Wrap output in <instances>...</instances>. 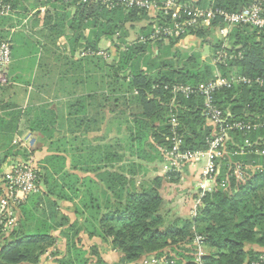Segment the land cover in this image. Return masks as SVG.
<instances>
[{
    "label": "trees",
    "instance_id": "trees-1",
    "mask_svg": "<svg viewBox=\"0 0 264 264\" xmlns=\"http://www.w3.org/2000/svg\"><path fill=\"white\" fill-rule=\"evenodd\" d=\"M1 1L8 2L11 10L0 15V33L20 27L22 19L14 21L11 16L15 10L22 18L33 9L27 0ZM204 1L210 4V0ZM212 1L214 6L232 12L255 0ZM205 2L197 4L205 6ZM36 3L48 7L42 15L36 11L31 17L40 26L38 38L29 37L22 28L12 40L0 36V42L10 43L11 56L12 43L20 48L23 45L27 54H40L49 80L58 86L56 90L75 97L68 101L65 115L37 110L34 116V150L50 141L49 153L38 165L40 189L15 209L13 225L5 226L6 220L0 225V264H41V257L57 242L58 237L53 235L56 230L65 243L58 264H107L97 245L85 248L81 244V235L99 238L117 251L120 264H136L164 252H173L169 257L177 264H198L193 248L196 235L208 250L200 258L202 264H263L259 257L264 254V154L260 153L264 150V127L228 132L227 155L220 161L216 186L201 198L193 218L166 217L163 192L179 177L176 173H158L157 165L150 168L149 164L163 162L161 148L170 145L172 114L186 148H207L212 128L202 114L203 97H174L171 87L206 82L216 69L227 77L240 74L264 79V30L234 25L220 37L216 33L225 26L221 19L208 27L191 29L190 35L211 48V54L203 59L199 50L183 52L176 47L182 36L168 41L149 39L152 22L136 26L140 14L135 9L109 8L101 1ZM262 6L264 9V1ZM128 24L130 29L137 28V39L131 43ZM101 39L112 42V61L96 54H81L97 51ZM57 46L63 54L58 55ZM222 46L235 57L216 68L212 60ZM68 59L71 62L63 70L61 63ZM40 67L43 71V65ZM96 69L103 71L101 80H95H107L109 90L101 87L102 92L97 93L96 86L95 92L77 96L74 85L91 79ZM214 97L231 121L264 120V89L255 83L221 89ZM103 112L113 114L109 121L116 122V131L125 124L124 138L110 137L105 142L107 137L97 135ZM20 115L18 112L12 119L11 146L4 145L0 164L8 155L12 159L8 165L18 154L24 160L31 155L14 143ZM125 154L130 157L125 159ZM151 169L156 173L153 176L149 175ZM236 170L242 171L241 178L236 177ZM222 182L224 187L219 185ZM29 201H35L36 210L22 214L21 207ZM62 202L70 206L62 208Z\"/></svg>",
    "mask_w": 264,
    "mask_h": 264
},
{
    "label": "built area",
    "instance_id": "built-area-1",
    "mask_svg": "<svg viewBox=\"0 0 264 264\" xmlns=\"http://www.w3.org/2000/svg\"><path fill=\"white\" fill-rule=\"evenodd\" d=\"M55 1V0H53ZM63 2H74L75 4L101 1L102 4L109 8L122 7L126 11L131 9L137 10L138 14H145L147 17H152V31L149 39L168 41L170 38L184 37L189 34L191 29L208 27L216 19H221L225 26L218 29V35L225 37L231 27L234 25H250L252 27L264 30V9L262 3L264 0H255L249 6L242 8L240 11H228L224 8L210 4L205 6L198 5L193 0H58ZM48 7L40 5L36 11L43 14ZM11 10L8 2L0 0V15L8 14ZM161 21V22H160ZM142 41L145 39L140 37ZM110 42H108L109 44ZM222 46L216 52L213 58V64L227 65V62L235 56L227 53ZM106 50V49H105ZM104 50L97 51L87 50L81 54H96L103 56ZM105 57L109 54L105 51ZM104 57V56H103ZM104 57V58H105ZM11 60V47L8 42H0V85H5L7 79V66ZM214 72L213 78L206 82H200L196 85L176 84L171 87L174 97L183 95L185 98L190 96L203 97L202 114L207 120V124L212 128V138L207 141L206 149H189L184 146L183 136L177 130V118L174 114L171 115L169 123L171 125L170 135L168 137L170 145L162 149L163 163L165 167L160 170L161 174L168 175L178 173L184 166H191L198 169V190L196 196L192 199L191 210L196 214V209L201 203V198L207 193L213 191L216 186V176L220 170V161L225 159L227 155L226 142L228 140V132L231 130H255L264 127L263 121H231L228 112H224L215 103V92L224 89L232 88L235 85H251L257 84L264 89V79L261 77L251 78L240 74H231L223 76L217 69ZM167 87V86H166ZM25 137V136H24ZM29 137L26 138L28 140ZM20 142V145H25L22 139L17 137L14 143ZM26 146H31L27 143ZM264 154V150L260 151ZM39 170L35 165L31 155L28 159H17L12 161L3 170L1 177V192H0V225L6 220L5 226L13 225V214L15 209L26 199L36 193L39 189ZM237 178L242 177V171L236 170ZM224 187V182L219 184ZM195 250L196 263H201V256L204 254L202 238L195 236L193 241ZM173 252H164L161 255H151L142 259V262L136 264H177L176 259L170 258L169 255ZM259 261L264 264V254L259 257ZM252 264H257L252 262Z\"/></svg>",
    "mask_w": 264,
    "mask_h": 264
},
{
    "label": "crops",
    "instance_id": "crops-1",
    "mask_svg": "<svg viewBox=\"0 0 264 264\" xmlns=\"http://www.w3.org/2000/svg\"><path fill=\"white\" fill-rule=\"evenodd\" d=\"M193 1H195L196 3L205 2L204 0H193ZM27 2L28 5H30V7L33 6V9L27 15L25 14L26 15V16L24 15L25 17L21 18L19 14H17L18 10H15V12L11 15L14 21L22 19V23L20 27L18 26L14 27L9 32H2L0 33V36H4L12 40L16 31L22 30V28H24L23 33H25L26 35H28L33 39L38 38L40 26L37 25L35 22H33L32 21L33 18L31 17L33 16V14L36 12V9L40 5L39 4L37 5L36 3L37 0H27ZM216 34H218V31ZM111 43L112 42L110 41L106 50L109 49V47L110 48L112 47ZM199 45L201 46V48H199ZM204 45L206 44H202L201 39L190 34L181 38L176 44L178 48H182L184 51L190 49L189 52L198 51V50L201 52ZM22 47L20 48L18 47V45L12 43L11 61L6 71L8 82L5 85H0V158H3L2 156L5 153L4 145L8 147L11 146L10 133L12 132L10 129V124L12 123L13 117L17 116L18 112H20L21 115L18 118L19 120L17 119L18 126L16 127L15 132L17 131L16 133L18 132L19 133L18 136L15 137V139L17 137L26 136V134H28L33 136V139L35 140V142H37V138H36L37 136L31 134L32 132L31 128H33L32 126L35 121L34 116L37 110L40 111L54 110L56 113H59V115L60 114L65 115L67 107L69 105L68 101L73 97H75L74 95L66 93V91L62 89H61L62 91L61 93L54 91L55 87H53L52 81L49 80L50 76H47L46 74L47 69L45 68V66L47 65L44 62L45 60L40 58V54H37L36 56L27 54V51L22 49ZM74 58L78 59L77 56H75ZM202 58L204 59V56H202ZM42 65H43V71L41 70L42 68L40 67ZM88 80H93V82L95 83V72L92 74L91 79ZM86 82L88 81L84 79L79 81L77 84H75L76 86L74 85V90L77 92V96L90 92V90L82 89L84 83ZM97 88L99 87L97 86ZM91 92H95V88H93ZM5 135L7 136L6 138ZM93 135H95V132L93 133ZM97 135H99V132L97 133ZM49 144L50 141L43 145L42 150L44 151H41V153L43 152L41 154L42 155L41 158H43L45 155L49 153V151L47 150ZM10 160H12L11 155H8L6 159L1 160L0 176H2L3 170H5ZM160 169L158 170L160 171ZM159 171L158 173H161ZM184 171L185 173L182 171L178 176L179 180L182 181L181 185H177L179 188H174L170 192L171 187L170 186L166 187V189L163 192V196L164 197L166 196L167 199L171 198L170 193L173 196L178 194H179L178 196H183L186 202H188V207H186V209L188 210V212H190L191 204H189V202L192 203V199L195 197V194L197 193L198 190V179H199L198 169L191 166H186L184 168ZM170 200L171 199H169V201ZM66 204L67 207L70 206L69 205L70 203L66 202ZM166 204H168V202L165 201V205ZM174 205L176 206V204ZM66 213L70 216L71 220L74 219L73 214L69 210ZM53 235L58 237L57 245L58 242L59 243L62 242L63 244H65L64 239L59 237V230L54 231ZM81 244L85 248L93 244L97 245L101 257L107 262V264H115V263H111V259H115L116 256L115 254H117L118 252L111 250L99 238H88L85 235H81ZM50 264L52 263L50 262Z\"/></svg>",
    "mask_w": 264,
    "mask_h": 264
},
{
    "label": "rangeland",
    "instance_id": "rangeland-1",
    "mask_svg": "<svg viewBox=\"0 0 264 264\" xmlns=\"http://www.w3.org/2000/svg\"><path fill=\"white\" fill-rule=\"evenodd\" d=\"M140 20L138 21V23H135V25L136 26H139V25H145V24H147L148 22H151L152 21V17H147L145 14H141L140 16ZM128 29H129V33H130V35L128 36V42L129 43H131L134 39H137V36H136V34H134V31L136 32L137 31V28H135L134 30L133 29H130L129 28V24L126 26ZM117 41V40H116ZM59 42L60 43H63V40L62 39H60L59 40ZM108 42H110V41H108V40H106V39H101L100 40V42H99V48L100 49H102V50H104L102 53L104 54L103 56L105 57V49L108 47ZM111 45H113V44H111ZM197 46H198V44H197ZM58 47V49H57V53H58V55H60V54H63V52L61 51V49L59 48V46H57ZM176 47H178V46H176ZM199 48H201V46L199 45ZM178 49H180V50H182L183 52H186V51H184L182 48H178ZM109 52H108V54H109V56L108 57H105L106 59H108L107 61H112L113 60V58L114 57H110L111 55L113 56L114 55V50L112 49V48H110L109 47ZM154 50H155V48H154ZM173 50V49H172ZM190 51V49L189 50H187V52H189ZM211 48H210V46H208V45H204V47H203V49L201 50V52H200V54H201V57L202 56H204V58L206 57V56H209L210 54H211ZM116 54V53H115ZM103 56H100V57H102V59H104L105 60V58L103 57ZM103 61V60H102ZM69 62H71V60L70 59H68V61H66V62H62L61 63V67H62V69L63 70H65V69H67L68 68V65H65V64H68ZM58 63V62H57ZM216 68H217V66H215ZM83 71H84V69H83ZM103 70H97L96 69V72H95V78L96 77H98V80H101L100 78H99V76H100V74H101V72H102ZM214 72H216V71H214ZM86 75V74H85ZM88 82H86V83H84V85H83V87H82V89L83 90H93V88H95L96 86H98L99 88H98V92L97 93H100V91L102 90H100V88L101 87H105L106 88V90H109V87H111V85L110 84H108V82H107V80H102V82L100 81V82H97V80H95V83L93 82V80H87ZM98 84H100V85H98ZM102 84V85H101ZM53 87H55V90L54 91H56V92H62L61 90H56V88L58 87L57 85H54ZM102 92V91H101ZM114 99V97L112 96V99H111V97H110V100H113ZM101 111V110H100ZM102 120H101V124H100V128H101V131H99V135H101V136H104V137H107V139L105 140V142H107L108 141V139L110 138V137H116L117 139H122V138H124V135H126V133H125V124H122V125H120L119 127L121 128V130L120 131H116V122L114 121L113 122V120H111V121H109V119H110V117H113V114H108V113H102ZM118 126V125H117ZM90 135H93V134H90ZM27 137H29V139L28 140H26V138ZM19 139H22V142H25V145H20V142H18V149H20V151H23V150H27L28 152H26L27 154H31V156H32V158H33V160H34V163H35V165L38 167V165H39V163L41 164V160L43 159V158H41V154L43 153H41V151H44V150H42V149H39V150H34L35 149V147L37 146V142H35V140L33 139V136H31V135H28V134H26V136L24 137V136H21V137H19ZM115 140H114V138H113V140H111V144L114 142ZM98 142H100V143H102V141H98ZM27 143H30L31 145H33L31 148H29L28 146H26L27 145ZM17 151V150H16ZM35 151V152H34ZM19 153H24V152H19ZM126 155V157H125V159H127V158H129L130 157V155H128V154H125ZM18 158L17 159H23L24 157L23 156H21L20 154H18ZM16 159V160H17ZM26 159V158H25ZM16 160H13V161H16ZM37 163V164H36ZM160 164H161V166H160ZM160 164H156V163H151V164H149L150 165V168H152V167H154L155 165H157V168L158 169H160V170H162L163 169V167H165V163H160ZM186 166H184L178 173H176L177 174V176H179V174L183 171L184 173H185V171H184V168H185ZM74 172V171H73ZM148 172V171H147ZM160 172V171H159ZM77 173H79V172H77ZM81 174V176L83 175L82 173H80ZM154 174H156V173H154L153 171H152V169H151V172L149 173V175H151V176H153ZM172 174V173H171ZM169 175V174H168ZM166 176V175H165ZM0 181H1V179H0ZM182 181L181 180H179V181H177V182H173V183H169V184H167V187H171L170 188V192H171V190H173L174 188H179L177 185H181L182 183H181ZM194 192H196V191H194ZM179 195V194H178ZM178 195H175V196H173L171 193H170V196H171V198H169V199H171L170 201H169V199H167L166 198V196L164 197V200L166 201V202H168V204H164V208H163V211H164V213H165V215H166V217L168 218H171V220L172 219H174V218H183V217H185V216H190V217H194V213L192 212V210L190 211V212H188V210L186 209V207H188V202H186V200L183 198V196H178ZM173 198H174V200H173ZM173 200V201H172ZM188 201V200H187ZM176 204V206L174 205V204ZM173 204V205H172ZM189 204H191V202H189ZM62 208H64L67 204L66 203H64V202H62ZM70 205V204H69ZM190 206H192V205H190ZM36 208H37V205H36V203H35V201H29L28 203H26V204H24L22 207H21V210H22V214H29V213H32L34 210H36ZM191 208V207H190ZM189 208V209H190ZM15 213L13 214V217H11V218H13V220H15ZM17 215H18V213H17ZM196 215V214H195ZM74 217V216H73ZM64 245L65 244H63L62 242L61 243H59L58 242V245H57V242H55V246H54V248L53 249H51V247L49 248V250L46 252V254H44V256L43 257H41V259H40V263L41 264H50V262L52 263V264H58L59 262H58V260L57 259H61L62 257V253L64 252V250H65V248H64ZM183 248H186V246H184V244H182L181 245ZM58 247V248H57ZM249 247V245L247 246V248ZM203 251L204 252H206V251H208L207 249H206V247L204 248V246H203ZM55 252H58V253H56V254H53V253H55ZM116 256H115V259H111V263H115V264H120L119 263V257H120V254L119 253H117V254H115ZM140 262H142V261H140ZM131 264V263H130Z\"/></svg>",
    "mask_w": 264,
    "mask_h": 264
}]
</instances>
